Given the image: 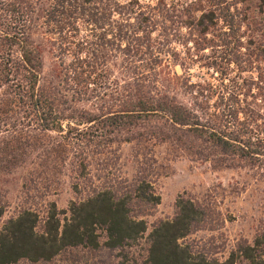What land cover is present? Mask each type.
<instances>
[{
	"label": "trees",
	"instance_id": "obj_1",
	"mask_svg": "<svg viewBox=\"0 0 264 264\" xmlns=\"http://www.w3.org/2000/svg\"><path fill=\"white\" fill-rule=\"evenodd\" d=\"M240 3L0 0V175L36 152L42 167L67 162L75 179L84 181L88 159L123 143L151 141L218 166L241 164L264 173V117L241 111L246 106L239 85L228 73L230 65L244 71ZM39 17L58 58L48 77L42 44L33 36ZM191 42L199 51L218 52L225 67L215 69L219 64L212 57L208 68L219 72L222 91L207 94L208 83L187 81L185 103L170 94L164 68L167 57H178L175 44L188 48ZM251 82L249 87L264 86L260 75ZM148 169L101 185L74 182L76 193H87L66 210L50 202L40 217L22 208L0 225V264H55L78 250L127 258L147 230L145 216L160 200L145 178ZM4 208L0 202V218ZM175 208L171 219L151 226L146 254L133 264H264V232L252 243L237 242L220 261L183 241L211 225L213 210L182 196Z\"/></svg>",
	"mask_w": 264,
	"mask_h": 264
},
{
	"label": "rangeland",
	"instance_id": "obj_2",
	"mask_svg": "<svg viewBox=\"0 0 264 264\" xmlns=\"http://www.w3.org/2000/svg\"><path fill=\"white\" fill-rule=\"evenodd\" d=\"M238 7L243 17L239 33L242 38L244 71L240 72L230 65L228 73L239 85V97L246 106L241 111L248 114L258 112L264 117V86L260 89L249 87V83L258 75L264 78V0H241ZM36 22L38 25L33 36L42 44L43 76L48 77L57 65L58 58L56 49L46 42L49 37L43 18L39 17ZM188 46L184 48L175 44L174 50L178 57H167L168 66L164 68L165 76L170 78V94L185 103L190 101V89L185 85L187 81L200 86L208 83L207 94L214 95L222 91L219 72L212 66L208 68V65H212L209 64L212 57L216 58L220 67L215 69L225 67L224 60L218 59V52L210 49L199 51L194 49L193 42ZM110 68L119 76L116 66L110 65ZM79 106L90 108L89 104ZM143 152L147 154L146 159L142 157ZM112 158L116 160L114 165ZM86 166V179L77 181L75 170L67 162L61 167H42L36 152L31 153L20 166L0 175V202L5 206L0 225L22 208L37 211L40 217L45 215L50 202H54L58 210H66L71 201L83 199L87 193H76L74 182L81 187H88V181L92 185H101L105 180L112 181L117 176L130 178L138 175L143 167H147L150 172L145 178L160 200L145 216L147 230L138 242L139 247L133 253L129 252L127 258H115L104 251L94 254L78 250L77 254L61 255L55 264H133L134 258L140 259L146 254L145 240L151 226L160 219L174 216L178 196L206 204L213 210L211 225L207 224L192 232L183 241L220 261L227 258L237 242L252 243L255 236L264 232V173L258 169L241 164L218 166L212 161L195 159L172 144L154 141L123 143L115 152L110 149L88 159ZM97 175L100 177L99 183Z\"/></svg>",
	"mask_w": 264,
	"mask_h": 264
}]
</instances>
